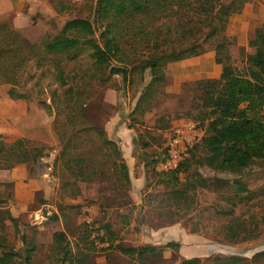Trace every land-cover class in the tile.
I'll list each match as a JSON object with an SVG mask.
<instances>
[{
	"label": "rangeland",
	"instance_id": "374dc122",
	"mask_svg": "<svg viewBox=\"0 0 264 264\" xmlns=\"http://www.w3.org/2000/svg\"><path fill=\"white\" fill-rule=\"evenodd\" d=\"M46 1L61 11L56 17L44 19L45 25L36 20L37 29L45 32L42 33L43 38L56 35L68 19L94 18L95 0ZM226 1L229 0H220ZM195 7L194 4L189 7L190 17L183 14V20L174 18L173 13L157 21L155 27L160 29L159 42L162 48L180 47L194 40L190 29H183L180 25L187 22L189 27L198 26L194 16ZM218 9L219 6L216 7ZM191 21L194 23L191 24ZM99 27L97 36L102 28L101 23ZM210 30L208 25L203 24L202 31L197 33V40H204ZM222 36L220 32L210 37L205 48L215 47L224 40ZM119 38L124 49L122 60H113L111 64L128 68L130 74L126 82L121 75L107 79L108 71L102 75V79L97 77L88 48H83L75 61L65 64L68 75L74 77V80L69 77V81H73L81 92L84 91L81 97L86 104L82 109L78 106L72 110L73 107L68 105L64 95L66 85L59 80V73L51 64L44 67L42 74L35 68L36 60L29 62L17 70L19 82L15 83L2 81L0 75V111L12 107L13 99L25 96L23 99L27 102V109L34 112L35 123L45 124L50 117L47 125L50 123L49 132L55 136L48 141L28 138L47 147L44 156L35 163H19L8 168V162L13 161L14 157H3V153L0 154V253L13 254L0 264H64L63 253L54 237L49 251H45L47 230H51L47 225L59 220L70 235H67L68 248L73 250L77 241L91 240V237L95 243H99L97 246L104 245L100 251L117 250L114 245L118 243L123 246L150 243L156 234H160L154 229L174 224L173 230L168 233L163 229L160 241L156 240L161 244L160 248L164 249L162 252L158 250L140 262L124 254L129 262L116 258L120 264H180L184 257L195 256L200 257L203 264H213L212 258L215 255H237L248 259L240 264H264V259L258 263L251 261L255 253L264 250V191H261L264 188V159L245 170L251 172L244 176L249 192L238 191L233 183L238 176L236 173L201 165L199 170L202 174L216 178L217 185L210 189L199 188L191 193L189 201H182L180 206L169 200V186L155 173L153 160L161 156L174 121L187 119L186 111L197 114L194 106L200 93L198 85L196 81H187L182 85L180 93L168 94L165 84L151 99L147 108L149 110L133 112L143 88L152 78L150 70H147L143 81L139 66L156 41H151L148 47L139 38L126 32ZM225 40L226 45L220 55L222 65L231 64L243 70L246 67V47L241 48L240 54L230 55L231 41ZM114 114L128 119L124 136L129 146L130 142L134 145L135 158L131 159V151L128 150L132 174L130 181L121 177L117 164L119 159L112 147L103 142L100 133ZM163 115L171 117L172 127L168 130L156 127L157 118ZM197 122L201 128L206 129L200 121ZM147 130L157 138V142L150 147H143L144 142H153L150 137L142 136ZM16 133L11 119L0 116V142H14L18 138L8 136L12 137ZM105 135L116 141L122 149L116 136L111 137L107 130ZM160 143H164L163 147ZM198 155L202 157L206 153L200 149ZM140 177L144 182L139 185L136 179ZM134 194L139 198L136 199ZM14 207L22 210L19 215L13 213ZM40 209L52 212L51 219L44 222L42 229L32 219L35 211ZM231 209L233 215L227 213ZM55 215L57 218H54ZM233 217L245 219L247 228L255 232L256 236L247 241H228L226 225ZM88 219L91 223H88ZM107 222L115 234L112 247H108L111 240L102 237V226ZM92 225L100 227L98 237L96 232L89 234L88 229ZM41 238L44 243L40 241ZM171 240L179 242L181 247L173 252L170 249L166 251L163 246ZM33 244L37 245V249L28 260L27 249ZM95 256L90 254L86 264H93ZM67 261L65 263L70 262Z\"/></svg>",
	"mask_w": 264,
	"mask_h": 264
},
{
	"label": "trees",
	"instance_id": "16d2710c",
	"mask_svg": "<svg viewBox=\"0 0 264 264\" xmlns=\"http://www.w3.org/2000/svg\"><path fill=\"white\" fill-rule=\"evenodd\" d=\"M250 0H229L220 2V0H95L94 18L74 17L68 19L63 24L60 31L52 37H44L41 40L43 46V55L39 56L35 62V68L44 74V67L51 64L59 73V80L66 85L64 95L67 103L72 110L75 107H82L86 101L81 97L84 91H80L78 86L70 78L65 69L67 62L75 61L83 48H88L91 57V65L95 74L100 79L108 71L107 79L114 75H121L123 81L128 80L130 71L124 66L112 65L113 60H122L124 49L120 38L124 32L132 34L135 38L146 43L148 47L151 41L156 44L150 47V52L141 60L139 71L141 79L145 81V74L150 70L152 78L143 88L133 112L147 111L151 104V99L160 92L161 88L167 82L166 64L171 61H181L183 59L200 55L210 49L217 52V61L222 64L220 57L225 48L228 39L223 34V41L218 42L215 47L205 48L206 41L218 33H224L228 17L232 13L242 11L246 2ZM195 5L194 16L197 27H189V24H181L183 29H190L194 40L184 46H174V48H162L159 42L160 29L155 27L157 21L164 17H170L174 13V18L183 20V14L190 17L189 8ZM219 9L216 10V7ZM187 7L189 8L187 10ZM59 13V9H57ZM186 18V17H185ZM99 36L97 31L100 29ZM191 24L194 22L191 21ZM206 24L211 29L204 40H197V33L202 31V25ZM151 25V28L148 26ZM179 25V24H178ZM156 39V40H155ZM230 42V40L228 39ZM246 57V67L242 70L239 67L225 64L222 73L218 78H203L196 80L199 89V98L192 111L185 112V118L193 117L200 121L206 127L205 134L200 142L196 143L191 149L190 157L177 169L165 172L158 170L159 163L165 159L166 148L164 147L161 156L153 160L155 164V173L169 186L167 191L168 199L172 200L178 206L182 201H189L191 193L199 188L210 189L216 186V178L206 177L199 170L201 165L220 170L236 173L238 176L233 183L239 192H249L248 184L244 181V176L251 172H245L258 160L264 159V23L255 30L254 37L248 44V50L244 48ZM54 64H53V63ZM70 77V78H69ZM168 118V119H167ZM184 118V117H182ZM167 119V120H166ZM192 119V118H191ZM171 117L167 115L160 116L156 120V127L162 130H168L172 127ZM103 136V142L110 145L119 159L118 167L121 171V177L127 181L131 180L130 169L124 158L122 149L113 139L107 137L106 129L100 130ZM143 137H150L153 142H144L143 147H150L157 142V138L150 131H145ZM2 137V135H0ZM164 143H160L163 147ZM45 144H36L27 138H18L8 144L0 142V154L3 157H14L13 161L8 162V168L14 167L19 163L38 162L46 149ZM204 150L206 155L199 156L198 151ZM8 161V160H6ZM242 178V179H241ZM261 191H264L262 188ZM0 203L2 199L0 198ZM233 215V210L227 212ZM57 218V215L54 216ZM51 219V217H50ZM226 239L230 242L247 241L256 236V233L247 228L245 219L233 217L226 225ZM100 227L90 226L88 232L92 235ZM103 238L111 240L108 247L114 245L115 234L112 231L111 224L107 222L102 226ZM63 253L62 260L64 264H86L90 254L93 256L104 247L97 246L98 242L90 237L91 240H79L76 242V248H68L67 234L58 231L53 234ZM96 237V236H95ZM2 241H0V248ZM27 249V258L37 249L33 244ZM107 247V246H106ZM117 250L126 254L130 258L142 261L146 256L155 254L162 246L152 244H143L140 246H123L121 243L114 245ZM172 250H178L181 245L177 241H169L165 246ZM105 251V250H104ZM13 256L11 252L0 253V262ZM209 258V257H208ZM264 259V250L255 253L251 261L256 263ZM69 263H65L68 262ZM213 264H240L248 261L247 258L237 255H215ZM200 257H184L180 264H203Z\"/></svg>",
	"mask_w": 264,
	"mask_h": 264
},
{
	"label": "crops",
	"instance_id": "0c3cea01",
	"mask_svg": "<svg viewBox=\"0 0 264 264\" xmlns=\"http://www.w3.org/2000/svg\"><path fill=\"white\" fill-rule=\"evenodd\" d=\"M57 15V10L46 0H0V75L2 74V81L11 83L19 82L17 70L20 67L23 68L27 66L29 62H34L44 53L41 39L43 38L42 33L45 32L37 29L38 23H36V20L45 25L44 19L49 17L53 18ZM263 23L264 0H250L246 2L242 11L232 13L228 17L227 25L223 33L231 41V49L229 50L230 55L240 54V50L243 47H246L248 50V44L254 37L256 28ZM222 70L223 65L218 63L215 49H210L200 55L192 56L181 61L169 62L166 66V92L168 94H178L182 89V85L187 81H196L203 78H218ZM20 97L22 98L13 99L12 107L0 111V116L4 119H11V124L17 131L14 136L8 137L12 139L31 138L41 141L54 139L55 136L53 132H49L51 129L48 127L50 123L47 125V122H50V117L47 116L49 119L47 118L48 121L45 122V124L35 123L33 116L34 112L27 109V102L23 99L25 96ZM127 120L128 119H122L119 114H114L108 120L105 129L111 137L116 136L118 140H120L124 158L130 169L128 150L131 151V159H133L134 145L130 142L129 146L127 144L128 140L126 136H124V128L126 127ZM179 121L180 120H175L174 125ZM62 153H64V151ZM130 176H132L131 171ZM136 181L137 184L140 185L144 182V179L140 177L136 179ZM134 197L136 199L139 198L135 194ZM21 211L22 210L16 209L15 207L13 208L14 214L16 213L19 215ZM44 224L45 223L39 224V228H44ZM47 227H50L51 230H47L48 233L45 241L46 252H48L52 246L53 234L55 232L64 231L69 235L61 220L48 224ZM169 227L154 229L153 231L160 234H156L154 241L152 240V242L148 244L160 246L161 244H158L160 241L159 236L164 231L163 229H166L165 231L169 233L171 229L173 230L174 224ZM40 241L44 243L42 238ZM167 250H169V248H166V251ZM170 251L173 252L174 250L170 249ZM116 258L126 259V261L129 262V260H127L129 258H126L122 252L107 249L96 253L93 264H120Z\"/></svg>",
	"mask_w": 264,
	"mask_h": 264
},
{
	"label": "built area",
	"instance_id": "2783aa9c",
	"mask_svg": "<svg viewBox=\"0 0 264 264\" xmlns=\"http://www.w3.org/2000/svg\"><path fill=\"white\" fill-rule=\"evenodd\" d=\"M264 114V107L262 110ZM205 134V129L193 119L180 120L174 125L171 134L166 138V154L158 169L160 171L169 172L179 168L191 155V149L198 143ZM50 210H37L33 215V223L35 225L43 224L48 221L51 216ZM88 223L91 220L88 219Z\"/></svg>",
	"mask_w": 264,
	"mask_h": 264
}]
</instances>
